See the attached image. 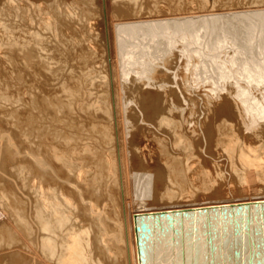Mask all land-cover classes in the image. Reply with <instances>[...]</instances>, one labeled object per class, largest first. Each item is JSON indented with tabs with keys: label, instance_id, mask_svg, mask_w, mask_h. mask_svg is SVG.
<instances>
[{
	"label": "bare ground",
	"instance_id": "bare-ground-1",
	"mask_svg": "<svg viewBox=\"0 0 264 264\" xmlns=\"http://www.w3.org/2000/svg\"><path fill=\"white\" fill-rule=\"evenodd\" d=\"M61 1L0 0V27L12 33L7 44L15 56L32 62L37 53L51 67L41 30L55 31L59 23L68 31L76 20L90 22L98 14L104 53L101 62H92H99L100 69L90 62L94 67L73 80L75 88L64 86L62 108H78L99 119L95 129L101 151L71 137H64V151L40 148L32 139H19L12 125L7 132L0 125V166L13 161L30 186L21 194L0 177L5 214H0V264H264V194L256 192L264 183V156L248 143L250 135L241 124L254 133L261 127L254 136L264 139V0L231 4L224 13L215 12L213 0L199 5L192 0ZM34 14L40 17V31ZM10 16L24 18L27 27L16 24L9 31L4 19ZM93 40L92 54L97 52ZM75 43L83 52L85 45ZM84 58L83 64L88 63V55ZM130 82H136L128 90L137 100L129 95L122 100ZM135 107L145 123L136 130L131 120ZM143 135L151 151L157 146L163 153L155 163L139 164L144 158L126 147ZM214 142L224 148L245 196L209 200L206 192L195 197L183 187L199 171L196 163L205 159L209 164L204 147ZM206 171L200 170L204 180Z\"/></svg>",
	"mask_w": 264,
	"mask_h": 264
},
{
	"label": "rangeland",
	"instance_id": "rangeland-1",
	"mask_svg": "<svg viewBox=\"0 0 264 264\" xmlns=\"http://www.w3.org/2000/svg\"><path fill=\"white\" fill-rule=\"evenodd\" d=\"M18 1V0H17ZM58 1V0H57ZM61 0H59L60 2ZM195 2V4H198V2L200 0H192ZM210 1L209 3L212 2V0H208ZM214 1L216 2L214 4ZM246 2L248 0H218V2L216 0H213V4L215 5V12L216 13H224L226 12V9L228 10V6H230L231 4L234 5L235 7L238 6V4H243V2ZM250 1H255V0H250ZM257 1V0H256ZM260 1V0H259ZM63 3V1H61ZM197 2V3H196ZM231 2V3H230ZM236 5H235V3ZM241 2V3H238ZM244 2V3H245ZM199 5V4H198ZM223 5L225 7H223ZM94 6V5H93ZM197 6V5H196ZM96 5L93 7L95 8ZM222 7V8H221ZM218 8V9H217ZM96 9V8H95ZM221 9H224L221 11ZM82 12V10H79ZM81 12H80V16H81ZM35 13V12H34ZM97 16V17H96ZM95 19L91 20L90 22H88L86 19L84 20H76L75 25L73 24L72 27L67 31L62 30V26L58 23V25L56 26L57 28H55V31H45V30H41V33L43 35V37H45V47L47 48L44 56L48 57V63L51 64L50 66H47L45 64H42V62L38 59L39 54H35L34 57L32 58L33 61L30 63L28 61H26L21 55L15 56L14 52L9 48V45L7 44L9 42V35L12 34L8 31V33L4 32V27H0V42L2 40V42L0 43V53L2 52L3 54H0V125H4V127H2V131L3 132H7L8 128L11 127V129H13L16 132L17 136L19 139H23L22 141L26 142L25 143H29L30 139H32V143H34L36 146L39 145L40 148H47V147H55L57 150L59 151H64L66 150L65 146V142L64 141V137H71V141H80L81 143H87L88 145H90V147L93 148L95 153H100L101 151V147H100V142H99V138L97 136L96 133V129L95 127L99 124V119L95 118L94 114L88 115L85 113V111L82 110H78V108H74V110L69 109V108H62V103H64V101L66 100L65 97V88H75V85L71 84L73 82V80H77L78 77L81 75L80 73L86 72L88 71V69L90 70L92 67H97L96 69H100V63L102 61V57H103V50H104V44H103V36L100 34V29H102V24L100 25V21L96 20V18H98V14L96 13ZM6 18V17H5ZM13 18V19H12ZM10 16V18H6L4 19V24L5 27L8 28L9 31H13L14 27L16 28V24H23L20 25L22 28L27 27V22L25 21L24 18L18 17V18H14ZM32 18H34L35 21V25L34 27H36L35 29L39 30L40 29L38 27V25H40L39 20L40 17L36 14L32 16ZM84 18V17H83ZM11 19V20H10ZM9 20V22H8ZM20 20V21H18ZM23 21V22H22ZM11 22V23H10ZM21 22V23H20ZM94 22V23H93ZM10 23V24H9ZM86 24V25H85ZM93 24V25H92ZM97 24V25H96ZM11 25V26H10ZM13 25V27H12ZM26 25V26H25ZM25 26V27H24ZM78 26V27H77ZM5 28V30H6ZM3 29V30H2ZM81 29V30H80ZM89 29V30H88ZM98 29V30H97ZM84 30V31H83ZM97 30V31H96ZM79 31V32H78ZM53 32V33H52ZM57 32V33H56ZM85 32V33H84ZM5 33V34H3ZM44 33V34H43ZM46 33V34H45ZM60 33V34H59ZM68 33V34H67ZM92 33V35H91ZM50 34V35H49ZM64 34V36H63ZM4 37H3V36ZM6 35V36H5ZM53 35V36H52ZM67 35V36H65ZM82 35V37H81ZM99 35V36H98ZM51 36V37H50ZM6 37V38H5ZM89 37V38H88ZM93 43L94 45L97 47V52L92 54V49L90 48V43L89 41L93 38ZM75 41H74V39ZM77 38V39H76ZM4 40V41H3ZM68 40V41H67ZM77 41H80V43H83L85 45V49L83 50V52L78 51L76 44L75 43ZM72 44H71V42ZM57 43V44H56ZM3 44V45H2ZM5 44V45H4ZM48 44V45H47ZM65 45V46H63ZM72 45V46H71ZM75 45V46H74ZM67 46V47H66ZM64 48H66L64 50ZM74 48V49H73ZM77 49V50H76ZM89 49V50H88ZM68 50V51H67ZM67 51V52H66ZM74 51V52H73ZM65 52L67 53V55L65 54ZM73 52V53H72ZM90 54H88V53ZM9 53V54H8ZM11 53V54H10ZM70 53V54H69ZM86 53V54H85ZM8 54V55H6ZM83 54V55H82ZM10 55H12L10 57ZM37 55V56H36ZM72 55V56H69ZM76 55V59L75 56ZM88 55L89 59H88V63L83 64V62L85 63V58ZM97 55V56H96ZM20 56V57H19ZM93 56V57H92ZM19 57V60H18ZM71 57V58H70ZM74 57V58H72ZM9 58V59H8ZM70 58V59H69ZM78 58V59H77ZM93 58H97L96 61H99L98 63H93L95 60ZM73 59V60H71ZM75 59V60H74ZM2 60V61H1ZM21 60V62H19ZM38 60V61H37ZM66 60V61H65ZM71 60V61H69ZM35 61V62H34ZM64 61V62H63ZM68 61V62H67ZM93 61V62H92ZM1 62H4L1 63ZM24 62V64H22ZM41 63V64H37V63ZM67 62V63H66ZM72 62V63H71ZM79 62V63H77ZM90 62L92 64H94V66L90 65ZM15 63V64H14ZM17 63H20L19 65ZM76 63V64H75ZM3 64V65H2ZM8 64V65H7ZM34 66H33V65ZM67 64H70L69 66ZM73 64V65H72ZM81 64V65H80ZM83 64V65H82ZM5 65V66H4ZM7 65V66H6ZM13 67H12V66ZM30 65V66H29ZM87 65V67H86ZM89 65V66H88ZM99 65V66H98ZM2 66V67H1ZM19 66V68H18ZM25 66V67H24ZM73 66V68H72ZM78 66V67H76ZM80 66V67H79ZM91 66V67H90ZM4 67V68H3ZM17 67V68H16ZM27 67V68H26ZM39 67V68H38ZM42 67V68H41ZM68 67V68H67ZM90 67V68H89ZM99 67V68H98ZM6 68V69H5ZM22 68V69H21ZM24 68V69H23ZM29 68V69H28ZM42 71H41V69ZM47 68V69H46ZM10 69V70H9ZM21 71H19V70ZM28 69V70H26ZM37 69V70H36ZM52 69V70H51ZM56 69V70H55ZM59 69V70H58ZM68 69V70H67ZM75 69V70H74ZM81 69V70H80ZM85 69V70H83ZM104 70V69H103ZM14 71V72H13ZM19 71V72H18ZM27 71V72H26ZM31 71V72H28ZM36 71H38L36 73ZM76 71V72H75ZM24 72V73H23ZM26 72V73H25ZM43 72V74H42ZM45 72V73H44ZM66 72V73H65ZM71 72V73H70ZM19 73V74H18ZM23 73V74H22ZM57 73V74H56ZM59 73V74H58ZM22 74V75H21ZM33 74V75H32ZM47 74V76L45 75ZM66 74V75H65ZM80 74V75H79ZM7 75V76H6ZM12 75V76H11ZM43 75V76H42ZM50 76V77H49ZM72 76V77H71ZM73 76H75V78H73ZM3 79H2V78ZM9 77V78H8ZM13 77V78H12ZM53 77V78H52ZM59 77V78H58ZM69 77V78H68ZM46 78V80H45ZM49 78V79H48ZM52 79V80H51ZM64 79V80H63ZM70 79V80H69ZM4 80V81H3ZM8 80V81H7ZM69 80V81H68ZM11 81V82H9ZM17 83H16V82ZM6 82V83H5ZM39 82H43V84H38ZM12 83V84H11ZM16 83V84H14ZM20 83V84H19ZM65 83V84H64ZM135 83V84H134ZM130 82V84L127 85V88L125 90H123V93L121 94L122 100H125V95L126 97L129 95V99H133V100H137L136 95L133 94L132 92H129L130 90H128L130 87H134L136 85V82ZM140 83L141 82H137ZM132 84V85H131ZM134 84V85H133ZM6 88H4L3 87ZM11 85V86H10ZM35 85V86H34ZM69 85V86H68ZM13 86V87H12ZM37 86V87H36ZM65 86V88H64ZM3 87V88H2ZM8 87V88H7ZM10 87V88H9ZM15 87V88H14ZM63 87V88H62ZM129 87V88H128ZM2 88V91H1ZM12 88V89H11ZM22 88V89H19ZM27 88V89H26ZM145 88H147V86H145ZM26 91H24V90ZM36 91H34V90ZM88 90H90L91 92L96 91L94 89V87L89 86L87 88ZM99 90H102L104 88H98ZM4 90V91H3ZM11 90V92H10ZM13 90V91H12ZM30 90V91H29ZM8 91V92H7ZM22 91V92H21ZM32 91V92H31ZM64 93H63V92ZM6 92V94H5ZM36 92V93H35ZM51 92V93H50ZM124 92H127L126 94H124ZM25 93V94H24ZM29 93V94H28ZM56 93V94H54ZM132 93V94H131ZM31 94V95H30ZM35 94V95H34ZM40 94L38 97H40V103L39 104V99L37 97V95ZM131 94V95H130ZM9 95V96H8ZM22 95V96H21ZM27 97H26V96ZM55 95V96H53ZM25 96V97H24ZM29 96V97H28ZM63 98H62V97ZM135 96V97H133ZM16 97V98H15ZM32 97V98H31ZM35 97V98H34ZM58 97V98H57ZM131 97V98H130ZM20 100H19V99ZM49 98V99H48ZM230 98L232 99V97L230 96ZM27 99V101L25 100ZM33 99V100H32ZM48 99V100H47ZM62 99V100H61ZM200 99V98H199ZM23 100V101H22ZM36 100V101H35ZM46 100V101H45ZM64 100V101H63ZM3 101V102H2ZM11 101V103H9ZM53 101V102H52ZM13 102V103H12ZM47 102V103H46ZM6 103V104H5ZM49 103V105H48ZM6 107H5V105ZM8 104V107H7ZM22 104V105H21ZM39 104V105H38ZM47 104V105H46ZM211 104V103H210ZM18 105V106H17ZM30 105V106H29ZM41 105V106H40ZM44 105V106H43ZM60 105V106H59ZM3 106V107H2ZM47 106V107H46ZM135 106V104H134ZM2 107V108H1ZM12 107V108H11ZM22 107V109H21ZM29 107V110H27V108ZM33 107V108H32ZM47 108V110L45 108ZM49 107V108H48ZM8 108V109H7ZM10 108V109H9ZM14 108V109H13ZM236 110L237 109V105H235ZM4 109V110H3ZM7 109V110H6ZM20 109V110H19ZM52 109V110H51ZM56 109V110H55ZM70 111V115L66 114V110ZM75 109H77V111H75ZM9 110V112H8ZM42 110V112H41ZM21 111V112H20ZM28 111V112H27ZM39 111L42 113L39 114ZM55 111V112H52ZM56 111L59 113H56ZM139 110L135 107V109L132 110V114H133V118L131 120H134L133 124L135 125V130L136 128H139V125H145L144 122H142V120H138L139 119ZM23 112V114H22ZM31 112V113H30ZM50 112V113H49ZM62 112V113H61ZM73 112V113H72ZM2 113V114H1ZM5 113V114H3ZM8 113V114H7ZM14 113V114H13ZM35 113V114H34ZM39 115H38V114ZM48 113H49V117H48ZM78 116H77V114ZM10 114V115H9ZM21 114V115H20ZM37 114V115H36ZM46 114V115H44ZM52 114V115H51ZM63 114V115H62ZM76 114V115H75ZM84 114V115H83ZM86 114V115H85ZM26 115V117H25ZM2 116V117H1ZM25 118H24V117ZM40 116V117H39ZM44 116V118H43ZM47 116V117H45ZM82 118H81V117ZM88 118H87V117ZM4 117V119H3ZM8 119H7V118ZM42 117V118H41ZM55 117V118H54ZM61 117V118H60ZM73 117V119H72ZM87 119H86V118ZM19 118V119H17ZM47 118V119H46ZM78 120H77V119ZM80 118V119H79ZM240 118V117H239ZM2 119V121H1ZM7 119V120H6ZM12 122H11V120ZM36 121H35V120ZM41 119V120H40ZM55 119V120H54ZM67 119V120H66ZM241 119V118H240ZM5 120V121H4ZM22 120V121H21ZM31 120V121H30ZM34 120V121H33ZM38 120V121H37ZM82 120V121H81ZM84 120V121H83ZM86 120V121H85ZM88 120V122H87ZM8 121V123H7ZM14 121V123H13ZM42 121V122H41ZM66 121V122H64ZM78 123H77V122ZM98 121V122H97ZM2 122V123H1ZM4 122V123H3ZM11 122V123H10ZM17 122L19 124V126L17 125ZM23 122V123H22ZM26 122V123H25ZM41 122V123H40ZM68 122V123H67ZM73 122V123H72ZM83 122V123H81ZM93 122V123H92ZM7 123V124H6ZM10 123V124H9ZM13 123V124H12ZM40 123V124H39ZM45 125H44V124ZM76 123V124H75ZM144 123V124H143ZM28 124V125H27ZM38 124V127H37ZM70 124V126H69ZM74 124V126H73ZM87 124V126H86ZM132 124V125H133ZM138 124V125H137ZM147 124V123H146ZM242 129L244 131L245 134L250 135V139L248 140L249 144L256 148H261L259 151L263 153L264 156V139L260 140L257 139L255 137H257L259 134V131L262 130L261 127H258L255 131V133L253 132V130H248L246 129L245 125L243 123H241ZM6 125V126H5ZM21 125V126H20ZM25 125V126H24ZM43 125V126H42ZM58 125V126H56ZM90 125V126H89ZM92 125V126H91ZM95 125V126H94ZM28 126V127H27ZM30 126V127H29ZM14 127V128H13ZM21 127V128H19ZM24 127V129L22 128ZM27 127V128H26ZM33 127V128H32ZM35 127V128H34ZM48 127V128H47ZM60 127V128H59ZM76 127V128H74ZM85 127V128H84ZM151 127V131H154L157 135H160L161 133L159 131L156 130V128L154 126H150ZM26 128V130H25ZM31 128V130H30ZM67 128V129H65ZM82 128V129H81ZM88 128V129H87ZM91 128V129H90ZM75 129H77V131L75 132ZM25 130V131H22ZM30 130V131H28ZM33 130V131H32ZM35 130V131H34ZM45 130V131H44ZM47 130V131H46ZM60 130V131H59ZM89 130V131H88ZM20 131V132H19ZM73 131V132H72ZM92 131L94 133H92ZM31 132V133H30ZM34 132V134L32 133ZM76 134H75V133ZM78 132V133H77ZM253 134H252V133ZM28 133V134H27ZM51 133V134H50ZM61 133V134H59ZM63 133V134H62ZM69 133V134H68ZM85 133V135H84ZM86 133H88L86 135ZM91 133V134H90ZM257 133V134H256ZM260 133H262V131H260ZM24 134V135H23ZM30 134V135H29ZM95 134V135H93ZM22 135V136H21ZM27 135V136H26ZM39 135V136H38ZM44 135V136H43ZM55 135V137H54ZM92 135V136H90ZM217 135V134H216ZM257 135V136H254ZM33 136V137H32ZM84 139H83V137ZM94 136V137H93ZM145 136V137H144ZM218 136V135H217ZM215 136V142H216V137ZM22 137V138H21ZM35 137V139H34ZM57 137V138H56ZM79 137V138H78ZM82 137V138H81ZM143 137V139L141 138L138 141V144L136 145H131L129 144V142L127 143L128 145L126 146L128 148L129 153H134L138 156V154L141 156H138L140 158H144V159H140L142 160L141 162L139 161V164H147V162H151V163H155L157 156H160L161 154L163 155V153L159 154L158 150H157V146H153L154 148L152 149V151L150 150V146H151V142L147 141V136L143 135L141 136ZM150 137H153V135ZM252 137V138H251ZM55 138V140H54ZM92 138V139H91ZM98 138V139H97ZM34 139V140H33ZM62 139V140H61ZM86 139V140H85ZM146 139V140H145ZM256 141H255V140ZM60 140V141H59ZM97 140V141H96ZM36 141V142H35ZM40 141V142H39ZM44 141V142H43ZM251 141V142H250ZM253 141V142H252ZM98 144H97V143ZM214 142L213 145H210L208 147H204V152H203V157L206 158L209 161V164L205 165L206 163L204 161H199L198 163L195 164L194 168L196 171H198L196 174H193L191 177L189 178V180L184 183L183 187L187 190L188 194L190 192L189 195L191 196H198L203 194V192L205 193L206 198H210L209 200H211L212 198L214 200H224L225 199H231V198H239L240 196H245V193L241 192V185L242 183L239 182L236 178L235 173L232 171L230 164H229V160L227 155H225L226 153L223 152L224 148L222 146H217L216 143ZM80 143V144H81ZM147 143H149L147 145ZM256 145V146H255ZM136 146V147H135ZM252 146V147H253ZM261 146V147H260ZM144 147V148H143ZM146 147V148H145ZM148 147V148H147ZM59 148V149H58ZM64 148V149H63ZM206 148V149H205ZM263 148V149H262ZM82 149V148H80ZM97 150V151H95ZM139 152H138V151ZM262 150V151H261ZM144 152V154L147 153V158L145 155H143L142 153ZM155 152V153H153ZM42 153V151H41ZM44 153V152H43ZM42 153V154H43ZM159 154V155H158ZM44 155V154H43ZM155 155V156H153ZM145 156V157H143ZM152 157V158H151ZM218 157V158H217ZM225 157V158H224ZM147 161H146V159ZM160 158V157H159ZM221 158V159H220ZM223 158V159H222ZM150 159V160H149ZM152 159V160H151ZM155 159V160H154ZM220 159V160H219ZM0 160H1V156H0ZM214 161V162H213ZM11 162H7L6 166L2 165L0 166V177L2 179H5L6 177V181H9L12 184V187L15 188V191H18L19 193L21 192V194H26L28 192H30V186L27 184V182L25 180L22 179V177L19 175L18 171L16 170L15 166L16 163L13 164ZM164 160H162L160 163L161 165L164 167L165 164L163 163ZM1 163V161H0ZM217 165H216V164ZM141 166V165H140ZM7 167V168H6ZM215 167V168H214ZM4 168V169H3ZM208 168V169H207ZM215 173H214V171ZM231 169V170H230ZM5 170V171H4ZM200 170H207L209 171V175L206 177V179L204 180V173H201ZM15 171V172H14ZM206 171V172H207ZM10 172V173H9ZM12 172V173H11ZM223 172V173H222ZM233 172V173H232ZM16 174V176H15ZM221 174V175H220ZM5 175V176H4ZM18 175V176H17ZM211 175V176H210ZM219 175V176H218ZM214 176V177H213ZM218 176V177H217ZM20 182H19V180ZM222 178V179H221ZM59 180H61L60 178H58ZM215 181H214V180ZM220 179V180H219ZM226 179V180H225ZM18 180V181H17ZM203 180V181H202ZM211 180V181H210ZM219 181V182H218ZM221 181V182H220ZM16 182V183H15ZM24 182V183H23ZM211 182V183H210ZM207 183V184H206ZM218 183V184H217ZM229 183V184H228ZM239 183V184H238ZM241 183V184H240ZM25 184V185H24ZM227 184V185H226ZM25 188H24V186ZM55 185V184H54ZM212 185V186H210ZM217 185V186H216ZM219 185V187H218ZM223 185V186H221ZM240 185V186H239ZM17 186V187H16ZM23 186V188H22ZM56 186V185H55ZM204 186V187H203ZM179 187V186H178ZM215 187V188H214ZM225 189H223V188ZM262 187V188H261ZM237 188V189H236ZM240 188V189H239ZM25 189V190H24ZM214 189V190H212ZM221 189L222 192H218L217 194H215L216 190ZM24 190V191H23ZM27 190V192H26ZM240 190V191H239ZM224 191V192H223ZM256 192H263L260 194H264V183L262 186L259 187V190ZM224 195H223V194ZM194 194V195H193ZM228 196V197H226ZM23 197H25V195H23ZM194 197V198H195ZM218 197V198H217ZM224 197V198H223ZM162 203V202H161ZM161 203H156L155 205H161ZM102 207V206H101ZM3 214L2 210L0 209V214ZM1 216L4 217L5 214H3ZM1 220V217H0Z\"/></svg>",
	"mask_w": 264,
	"mask_h": 264
}]
</instances>
